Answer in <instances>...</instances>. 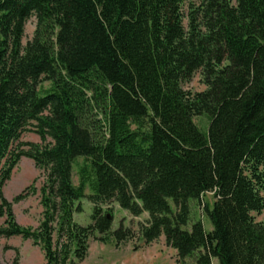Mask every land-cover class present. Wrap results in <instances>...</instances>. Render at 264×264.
<instances>
[{"label": "trees", "instance_id": "1", "mask_svg": "<svg viewBox=\"0 0 264 264\" xmlns=\"http://www.w3.org/2000/svg\"><path fill=\"white\" fill-rule=\"evenodd\" d=\"M184 1L0 0V187L22 156L46 172L35 229L0 191V237L31 239L46 264H76L94 231L109 234L103 242L134 237L122 223L110 231L101 205L115 201L147 212L141 238L163 235L180 261L264 264V220L251 215L264 209V0H201L186 25ZM197 70L206 89L184 90ZM201 114L206 135L193 121ZM30 126L40 143L12 148ZM209 192L212 229L201 219L187 228L190 202ZM85 196L83 226L73 215Z\"/></svg>", "mask_w": 264, "mask_h": 264}, {"label": "rangeland", "instance_id": "2", "mask_svg": "<svg viewBox=\"0 0 264 264\" xmlns=\"http://www.w3.org/2000/svg\"><path fill=\"white\" fill-rule=\"evenodd\" d=\"M234 2L233 0H231ZM201 0H185L181 6V13L184 15V24H187V15L191 7L200 6ZM36 19L31 15L25 23L22 37L24 46L32 38L35 29ZM50 81L42 80L39 84L40 91L48 89ZM182 88L191 93L200 92L206 89L201 70H197L192 76L182 82ZM193 121L200 131L206 135L208 131L209 118L206 114L193 117ZM24 142L40 143L39 136L30 126L22 133L20 139L13 144L12 148L26 150V145H19ZM84 164L82 158L76 159L72 168V182L78 185V170ZM46 180V172L38 168L34 161L25 156L20 157L19 161L12 169L9 180H7L0 191L3 197L11 202L12 212L15 221L22 227L35 229L39 226L43 216L40 189ZM24 193V197L18 201L14 198ZM90 192L85 190V194ZM264 197V192L261 193ZM214 197L212 193H205L199 200L190 202V223L201 219L206 231L212 229V224L204 211V203L212 204ZM82 210L75 212L73 219L80 225L86 226L91 223L93 205L87 196L80 200ZM171 205L173 206L172 202ZM103 210L110 209L113 215L110 231L116 230L122 223L124 227L133 231L132 239L117 243L113 236L108 237L105 242L99 240L100 234L94 231L88 239V249L84 259L76 261V264H194L193 258L179 260L177 252L165 244L164 236L161 235L156 240L146 243L139 234L140 223L148 218V213L143 212L135 217L129 214L119 204L112 201L101 205ZM255 221L264 220V209L260 213L251 212ZM5 217H0V227L3 225ZM54 241H57L56 233H53ZM213 264H219L217 258H212ZM0 264H46L44 251L39 244L33 243L31 239H24L19 235L10 237H0Z\"/></svg>", "mask_w": 264, "mask_h": 264}, {"label": "built area", "instance_id": "3", "mask_svg": "<svg viewBox=\"0 0 264 264\" xmlns=\"http://www.w3.org/2000/svg\"><path fill=\"white\" fill-rule=\"evenodd\" d=\"M210 193V192H209Z\"/></svg>", "mask_w": 264, "mask_h": 264}, {"label": "crops", "instance_id": "4", "mask_svg": "<svg viewBox=\"0 0 264 264\" xmlns=\"http://www.w3.org/2000/svg\"><path fill=\"white\" fill-rule=\"evenodd\" d=\"M213 264V263H212Z\"/></svg>", "mask_w": 264, "mask_h": 264}]
</instances>
